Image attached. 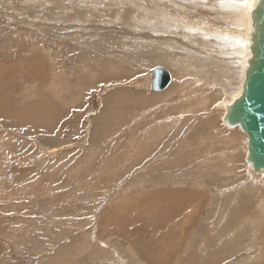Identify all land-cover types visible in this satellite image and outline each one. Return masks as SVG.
Masks as SVG:
<instances>
[{
  "label": "rangeland",
  "instance_id": "rangeland-1",
  "mask_svg": "<svg viewBox=\"0 0 264 264\" xmlns=\"http://www.w3.org/2000/svg\"><path fill=\"white\" fill-rule=\"evenodd\" d=\"M230 1L0 0V264H264Z\"/></svg>",
  "mask_w": 264,
  "mask_h": 264
},
{
  "label": "water",
  "instance_id": "water-1",
  "mask_svg": "<svg viewBox=\"0 0 264 264\" xmlns=\"http://www.w3.org/2000/svg\"><path fill=\"white\" fill-rule=\"evenodd\" d=\"M251 15H255L257 19L254 24V43L257 42L255 43L257 48L263 50L258 52L259 57L248 69V84L245 86L247 94L223 115L222 121L233 128L241 120L244 132L249 135L248 146L255 162L253 170L256 172L264 167V0H258V5ZM170 81L171 75L166 69L162 67L153 69L151 74L153 91L165 89Z\"/></svg>",
  "mask_w": 264,
  "mask_h": 264
},
{
  "label": "bare ground",
  "instance_id": "bare-ground-1",
  "mask_svg": "<svg viewBox=\"0 0 264 264\" xmlns=\"http://www.w3.org/2000/svg\"><path fill=\"white\" fill-rule=\"evenodd\" d=\"M220 1L221 0H214L215 4H217V5H218V3ZM231 1L227 5L231 9L232 17L234 15H236V17L238 18L239 17V11H240V9L238 7V4L240 3V1L239 0H231ZM242 1H245L246 3L244 2V7H243V11H242V17L239 18V20L237 21L238 22V25L237 26L238 27L241 26L242 29L239 28L240 31L235 32V33L233 32L234 35H235L234 37H232V35L229 36V34H227L228 32L226 33V31L224 32V34L226 33L228 36L223 35V36H219L220 38L218 37L222 42H225L226 43V45H224L225 44L224 43L222 46L223 47L224 46L227 47L226 48V51L227 52L226 51H220V52H222V54H224L226 56L227 55H231L232 56V58L229 57L231 59V61H230V59H228V61H230L229 62V65L230 64H232V65L236 64V66L238 65L237 67L235 66L236 68H238L237 69L238 72H236V73H238V75L242 78V80H241L242 82L237 87V90L234 92L235 94H233V97L228 102L225 103V104H228V105L225 106V104H223L224 105L223 106V108H224V114L228 113L229 109H231L234 106V104L236 103V101L241 100L247 94L246 93V90H245V86H246V84H248L247 83L248 82V77H247L248 76L247 75L248 69H249L251 63L253 61H255L256 58L259 57L258 52L263 50V49H258L257 48V45H256L257 42H255L256 44L254 43V41H255L254 40V38H255V35H254V29H255L254 24H255V20H257V19L255 18V15L256 14L255 15H251V12H253V10H255L256 9V6L258 5V0H254V7H253V4H252V1L253 0H242ZM225 2H228V1H225ZM248 4H250V5H248ZM252 7H253V10H252ZM246 27H249L250 28L248 32H247V29H244ZM236 30H238V29H236ZM231 34H232V32H231ZM219 39H218V41H219ZM171 40L169 39V41H171ZM225 60H227V59L225 58ZM230 77H232V76H230ZM226 127H228V126L226 125ZM228 128H230V127H228ZM233 128H238L240 131H242L244 133V135L247 136L246 157H245V159H246V165L251 170H253L255 162L253 160V157H252V154H251V150H250V148L248 146L249 135H247L244 132V129H243L241 120H239L237 122V124L235 125V127H233ZM233 128H231V129H233ZM256 172L257 173L258 172L259 173H261V172L264 173V167H262L260 169V171H256ZM186 195H187V193H186ZM153 197H154L153 199L162 198L161 203H164L165 204V202H167V203L170 204V205H162V206H160L161 203L160 202H157V204L162 208V213L160 211V213H161L160 216H162L164 218L165 217L167 218L168 215H171L172 216V214H174V213H179L178 211H180V210L186 209L188 207V204H190V200L189 199H192V197H186L184 195V193H181V192H178V193L175 192L174 193V191H173V193L168 194V195H166V192H162L161 194L156 193ZM168 199H170L172 202L166 201ZM154 203H156V202H154ZM186 204H187V206H186ZM193 204H194V202H193ZM177 216H179V215H177ZM170 218L171 217H169V219ZM172 218H173L172 220H174L176 217L174 218V215H173ZM163 225L165 226V224H163ZM169 225H171V224L169 223ZM167 232H168V230H167Z\"/></svg>",
  "mask_w": 264,
  "mask_h": 264
}]
</instances>
